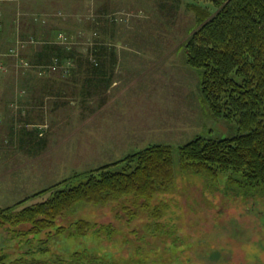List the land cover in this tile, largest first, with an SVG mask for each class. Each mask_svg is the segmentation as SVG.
I'll return each mask as SVG.
<instances>
[{
  "label": "rangeland",
  "instance_id": "1",
  "mask_svg": "<svg viewBox=\"0 0 264 264\" xmlns=\"http://www.w3.org/2000/svg\"><path fill=\"white\" fill-rule=\"evenodd\" d=\"M210 2L0 0V207L64 179L76 184L150 144L176 150L196 135H237L238 119L210 112L200 69L185 62L184 42L197 27L188 4L212 9ZM48 44L71 52L59 65L37 63ZM96 47L109 59L98 86L101 75L89 83L86 67L79 70ZM174 159L177 167L176 152ZM228 176L177 169L175 186L152 201L166 204L158 217L134 207L127 221L109 201L78 205L58 221L60 233L15 235L0 225V254L67 258L86 250L107 264H264V184L236 185ZM79 216L111 223L112 235H78ZM39 244L46 251L26 254Z\"/></svg>",
  "mask_w": 264,
  "mask_h": 264
},
{
  "label": "trees",
  "instance_id": "2",
  "mask_svg": "<svg viewBox=\"0 0 264 264\" xmlns=\"http://www.w3.org/2000/svg\"><path fill=\"white\" fill-rule=\"evenodd\" d=\"M210 1L212 9L210 5L188 4L197 27L184 42L185 62L200 69L199 88L210 112L216 117L238 119L239 133L219 138L196 135L176 150L165 143L147 145L121 160L84 172L85 179L76 184H66L68 179H64L34 193L30 199L0 207V225L15 235L34 236L54 227L60 233L65 228L58 221L67 220V214L78 205L109 201L118 203L127 221L136 214L134 207L158 217L166 204L152 201L175 186L177 169L210 179H216L219 172L228 173L233 183L242 182L250 188L264 184V0ZM41 48L37 55L42 59L37 63L51 66L59 65L71 52L54 44ZM106 55V47H96L90 60L79 59V70L86 67L89 83L99 75V82L93 84L98 86L104 81L102 76L109 60L106 62ZM122 162L125 164L121 169H111ZM73 222L80 236L92 229H104L112 235L111 223L97 224L80 216ZM39 241L47 243L43 238ZM40 244L26 254L46 251ZM0 264L107 263L98 253L75 250L67 258L51 255L9 259L0 254Z\"/></svg>",
  "mask_w": 264,
  "mask_h": 264
},
{
  "label": "crops",
  "instance_id": "3",
  "mask_svg": "<svg viewBox=\"0 0 264 264\" xmlns=\"http://www.w3.org/2000/svg\"><path fill=\"white\" fill-rule=\"evenodd\" d=\"M113 61H114V60L112 59L111 62H109V63H112ZM115 61H116V60H115ZM115 61H114V62H115ZM113 66H114V65H113ZM104 75L106 76V73H105ZM109 77H110V76H109ZM105 79H106V83H105V84L109 85V79H108V77H106Z\"/></svg>",
  "mask_w": 264,
  "mask_h": 264
}]
</instances>
